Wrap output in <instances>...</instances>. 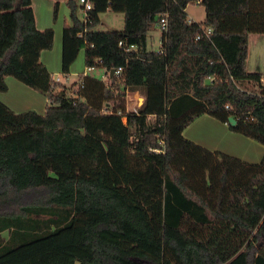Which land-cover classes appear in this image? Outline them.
<instances>
[{
	"label": "trees",
	"instance_id": "obj_1",
	"mask_svg": "<svg viewBox=\"0 0 264 264\" xmlns=\"http://www.w3.org/2000/svg\"><path fill=\"white\" fill-rule=\"evenodd\" d=\"M61 1L71 24L56 82L41 59L54 30L37 27L32 0H0V92L12 77L48 100L43 115L0 101V264H264V159L184 136L208 115L264 146V74L247 71L264 0H200L203 23L186 11L199 0H92L87 23L76 0H55L54 21ZM109 10L124 29L95 31ZM83 49L107 80L68 86ZM128 93L144 98L134 112Z\"/></svg>",
	"mask_w": 264,
	"mask_h": 264
},
{
	"label": "crops",
	"instance_id": "obj_2",
	"mask_svg": "<svg viewBox=\"0 0 264 264\" xmlns=\"http://www.w3.org/2000/svg\"><path fill=\"white\" fill-rule=\"evenodd\" d=\"M36 22L37 27L41 30L50 27L46 21L42 24L37 15ZM62 42L63 34L57 29L53 50L45 51L41 56L43 63L53 74L54 79L60 80H62ZM248 47L247 71L249 73L264 74V34H250ZM83 57L81 62L79 60V63L76 64L77 59L71 66L70 76L66 80L68 86L78 82L81 75L86 76L90 71H93L94 68L89 70L85 65V53ZM78 58L81 59L80 54ZM102 78L103 81L107 80L105 69ZM6 81L8 91L5 93L0 92L1 102L15 113L35 111L41 115L45 114L48 100L44 95L23 85L12 77H8ZM184 136L209 151L236 157L249 164H259L264 159V146L262 144L232 132L227 124L208 115L197 118L185 129Z\"/></svg>",
	"mask_w": 264,
	"mask_h": 264
},
{
	"label": "rangeland",
	"instance_id": "obj_3",
	"mask_svg": "<svg viewBox=\"0 0 264 264\" xmlns=\"http://www.w3.org/2000/svg\"><path fill=\"white\" fill-rule=\"evenodd\" d=\"M54 4L55 0H33V9L35 12V16L37 15L41 23L44 21L50 25L49 28H52L56 34L57 29L61 31L63 34V29L65 24H71V19L69 15V9L66 4V1H61L57 20L54 21ZM187 14L189 20L197 23H203L206 17L205 8L200 5L198 2L190 4L187 8ZM78 16L80 19H83L82 11H78ZM124 29V14L116 13L113 11H107L105 13L100 14V23L95 28V31L98 32H111V31H122ZM161 37L162 31L159 27H155L149 36L148 41V50L149 51H158L161 47ZM54 48V47H53ZM53 50V49H52ZM50 50V51H52ZM85 49H83L80 53V58H77L78 61L76 64L81 62L82 58H84ZM89 76L97 78L99 80H103L102 75H104L103 68H94L93 71H90ZM249 90H257L256 88L249 87ZM140 98V100H139ZM143 96L139 93H128L126 96V108L129 112H134L137 108L143 103ZM155 117H151L149 119L150 123L155 122ZM126 122V119L124 120ZM134 130V128H132ZM4 237L7 239L8 234L5 233Z\"/></svg>",
	"mask_w": 264,
	"mask_h": 264
},
{
	"label": "built area",
	"instance_id": "obj_4",
	"mask_svg": "<svg viewBox=\"0 0 264 264\" xmlns=\"http://www.w3.org/2000/svg\"><path fill=\"white\" fill-rule=\"evenodd\" d=\"M80 10L83 13V22L87 23L88 21H90V12L94 9V3L92 0H76ZM201 1L199 0L198 3H200ZM158 27L161 29V31H167L168 30V20L167 17H163L160 22L158 23ZM212 29L211 28H204V34L206 36H209L212 34ZM203 36H198L197 40H200ZM131 49H135L134 47H132ZM93 68H89V70H92ZM107 72V71H106ZM122 69H118L116 71V74L119 75L121 74ZM56 82H61L62 80L60 79H55ZM79 84L80 87L83 88L84 87V82L82 80H80L79 78ZM75 97H78V95H74ZM136 111V110H135Z\"/></svg>",
	"mask_w": 264,
	"mask_h": 264
},
{
	"label": "water",
	"instance_id": "obj_5",
	"mask_svg": "<svg viewBox=\"0 0 264 264\" xmlns=\"http://www.w3.org/2000/svg\"><path fill=\"white\" fill-rule=\"evenodd\" d=\"M114 73H115V70H112V71H111V75L114 74ZM142 102H143V99H142ZM229 123H230L232 126H234V125H236V120H235L234 118L231 117V118L229 119Z\"/></svg>",
	"mask_w": 264,
	"mask_h": 264
}]
</instances>
